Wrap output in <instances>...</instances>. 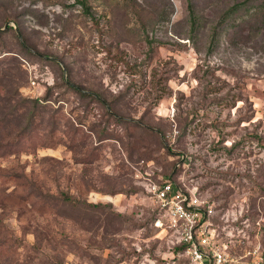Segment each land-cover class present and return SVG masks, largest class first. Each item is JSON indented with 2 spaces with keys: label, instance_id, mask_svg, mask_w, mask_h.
<instances>
[{
  "label": "rangeland",
  "instance_id": "obj_1",
  "mask_svg": "<svg viewBox=\"0 0 264 264\" xmlns=\"http://www.w3.org/2000/svg\"><path fill=\"white\" fill-rule=\"evenodd\" d=\"M191 2L0 0V264H190L159 179L264 250V0Z\"/></svg>",
  "mask_w": 264,
  "mask_h": 264
},
{
  "label": "built area",
  "instance_id": "obj_2",
  "mask_svg": "<svg viewBox=\"0 0 264 264\" xmlns=\"http://www.w3.org/2000/svg\"><path fill=\"white\" fill-rule=\"evenodd\" d=\"M147 192L154 207L166 216V222L158 218L154 224L171 228L176 244H186L190 264H264V251L258 247L237 256L227 251L207 222L211 209H205L195 190L165 179L150 181Z\"/></svg>",
  "mask_w": 264,
  "mask_h": 264
},
{
  "label": "trees",
  "instance_id": "obj_3",
  "mask_svg": "<svg viewBox=\"0 0 264 264\" xmlns=\"http://www.w3.org/2000/svg\"><path fill=\"white\" fill-rule=\"evenodd\" d=\"M78 3L81 4V7H82V11L87 15V16H90L91 15V12H90V5L88 4V0H77ZM189 2V16H188V20H189V25H190V30L191 32L193 33L195 31V27L196 25L198 24V16L196 15L195 13V10L193 8V4L191 2V0H187ZM245 5V2H239V3H234L231 7L228 8V10L226 11L227 13H235L238 11V9L242 6ZM249 10H247L246 12H248ZM255 11V9L253 8V10L251 11V14H253ZM250 12V11H249ZM215 41V36L213 34V36H211V41L210 42H214ZM25 46H26V42H24ZM70 87H72L76 92H79L81 93V89L82 87L78 86V85H73ZM162 180H158V182H161ZM173 181V180H172ZM66 199H69L68 196L65 197ZM209 202H205V209L208 207V204ZM162 219L164 222H166V216L157 208V207H154L153 209V224L154 222L158 219ZM213 226H215L214 224H212ZM185 247H186V244H176L174 247H173V252H179L181 251L182 254H185ZM264 251V250H263Z\"/></svg>",
  "mask_w": 264,
  "mask_h": 264
}]
</instances>
